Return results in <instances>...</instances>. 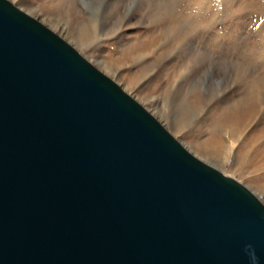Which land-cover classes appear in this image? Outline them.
Masks as SVG:
<instances>
[{"label": "water", "instance_id": "1", "mask_svg": "<svg viewBox=\"0 0 264 264\" xmlns=\"http://www.w3.org/2000/svg\"><path fill=\"white\" fill-rule=\"evenodd\" d=\"M0 264H264V202L0 0Z\"/></svg>", "mask_w": 264, "mask_h": 264}, {"label": "rangeland", "instance_id": "2", "mask_svg": "<svg viewBox=\"0 0 264 264\" xmlns=\"http://www.w3.org/2000/svg\"><path fill=\"white\" fill-rule=\"evenodd\" d=\"M264 202V0H12Z\"/></svg>", "mask_w": 264, "mask_h": 264}, {"label": "bare ground", "instance_id": "3", "mask_svg": "<svg viewBox=\"0 0 264 264\" xmlns=\"http://www.w3.org/2000/svg\"><path fill=\"white\" fill-rule=\"evenodd\" d=\"M24 10V9H23ZM27 12V11H26ZM29 13V12H28ZM30 14V13H29ZM32 15V14H31ZM34 16V15H33ZM36 17V16H35ZM37 18V17H36ZM40 20V19H39ZM44 23V22H43ZM48 26V25H47ZM52 29V28H51ZM62 36V35H61ZM116 81V80H115ZM165 126V125H164ZM166 127V126H165ZM167 128V127H166ZM168 129V128H167ZM169 130V129H168ZM170 131V130H169ZM171 132V131H170ZM172 133V132H171ZM173 134V133H172ZM175 136V135H174ZM189 149V148H188ZM196 155V154H195ZM197 156V155H196ZM200 158V157H199ZM203 160V159H202ZM210 164V163H209ZM212 165V164H211ZM214 166V165H213ZM216 167V166H215ZM217 168V167H216ZM220 170V169H219ZM224 173V172H223ZM225 174V173H224ZM229 176V175H228ZM252 190V189H251ZM254 192V190H252ZM255 193V192H254ZM256 194V193H255ZM257 195V194H256ZM258 196V195H257ZM259 197V196H258Z\"/></svg>", "mask_w": 264, "mask_h": 264}]
</instances>
